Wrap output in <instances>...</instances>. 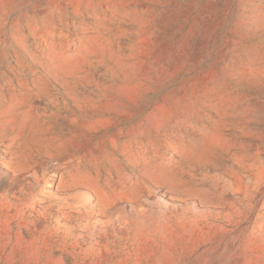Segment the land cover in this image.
Here are the masks:
<instances>
[{
  "label": "rangeland",
  "instance_id": "1",
  "mask_svg": "<svg viewBox=\"0 0 264 264\" xmlns=\"http://www.w3.org/2000/svg\"><path fill=\"white\" fill-rule=\"evenodd\" d=\"M0 264H264V0H0Z\"/></svg>",
  "mask_w": 264,
  "mask_h": 264
}]
</instances>
